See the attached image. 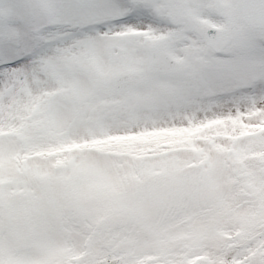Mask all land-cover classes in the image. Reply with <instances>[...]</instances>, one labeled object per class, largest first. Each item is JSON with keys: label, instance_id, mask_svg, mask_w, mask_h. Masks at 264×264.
<instances>
[{"label": "snow or ice", "instance_id": "snow-or-ice-1", "mask_svg": "<svg viewBox=\"0 0 264 264\" xmlns=\"http://www.w3.org/2000/svg\"><path fill=\"white\" fill-rule=\"evenodd\" d=\"M0 264H264V0H0Z\"/></svg>", "mask_w": 264, "mask_h": 264}]
</instances>
